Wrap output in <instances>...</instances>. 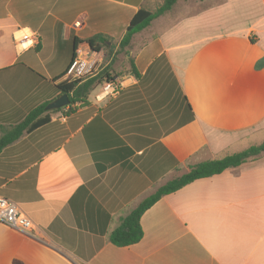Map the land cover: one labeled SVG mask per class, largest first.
<instances>
[{
  "label": "crops",
  "instance_id": "obj_1",
  "mask_svg": "<svg viewBox=\"0 0 264 264\" xmlns=\"http://www.w3.org/2000/svg\"><path fill=\"white\" fill-rule=\"evenodd\" d=\"M162 2L0 0V137L73 81L75 41L81 81L115 75L0 150V196L34 225L0 223V264H264V152L161 197L137 243L109 240L191 165L264 141V0H177L121 49L133 15Z\"/></svg>",
  "mask_w": 264,
  "mask_h": 264
},
{
  "label": "trees",
  "instance_id": "obj_2",
  "mask_svg": "<svg viewBox=\"0 0 264 264\" xmlns=\"http://www.w3.org/2000/svg\"><path fill=\"white\" fill-rule=\"evenodd\" d=\"M177 0H163L155 10L139 9L129 21L125 33L119 42L122 49L128 46L132 36L150 25L151 21L167 11H169ZM108 39L106 35L96 34L86 39V43L92 51L98 52L101 48L107 46ZM77 42L74 43V50ZM74 56V55H73ZM130 71L136 78L139 77L138 72L132 61H130ZM63 77L61 75L58 78ZM115 78L114 74H110L108 69L101 71L98 75L88 78L84 81L76 79L73 81L63 80L56 85L59 94H67L69 96L68 109L74 112L76 104L86 103V98L92 87L103 81H110ZM48 103H42L33 108L25 118L14 125L9 131L0 137V150L6 145L17 139L24 132L35 130L50 121L49 113L60 111L61 108L47 111L45 106ZM65 108V106H64ZM264 152V141L257 145H252L240 152L224 156L220 159L206 160L189 167V170L177 177H174L164 184L157 187L153 192L145 196L139 203L120 221L119 225L110 233V242L118 247L129 246L137 243L143 236L140 225V217L145 210L152 206L157 200L164 195L175 192L192 181L218 174L227 168H235L243 164L250 158ZM12 264H24L18 259H13Z\"/></svg>",
  "mask_w": 264,
  "mask_h": 264
},
{
  "label": "built area",
  "instance_id": "obj_3",
  "mask_svg": "<svg viewBox=\"0 0 264 264\" xmlns=\"http://www.w3.org/2000/svg\"><path fill=\"white\" fill-rule=\"evenodd\" d=\"M85 54L83 48L78 46L67 70V76L76 80L87 74L85 63L81 58ZM0 223L15 230L30 232L34 225L32 221L20 210L16 203L0 196Z\"/></svg>",
  "mask_w": 264,
  "mask_h": 264
},
{
  "label": "water",
  "instance_id": "obj_4",
  "mask_svg": "<svg viewBox=\"0 0 264 264\" xmlns=\"http://www.w3.org/2000/svg\"><path fill=\"white\" fill-rule=\"evenodd\" d=\"M69 102H70L69 96L67 94H61V95L57 96L54 100L49 102L45 106V109L47 111H51L54 109L62 108L64 106L69 105Z\"/></svg>",
  "mask_w": 264,
  "mask_h": 264
},
{
  "label": "rangeland",
  "instance_id": "obj_5",
  "mask_svg": "<svg viewBox=\"0 0 264 264\" xmlns=\"http://www.w3.org/2000/svg\"><path fill=\"white\" fill-rule=\"evenodd\" d=\"M97 92H98V89H95V92L92 94V96H93L94 94H96ZM69 110H70V109H68V107H66V106H65V108H64V107L61 108L62 114H64V115H68V114L73 113V112H70ZM74 111H75V110H74Z\"/></svg>",
  "mask_w": 264,
  "mask_h": 264
}]
</instances>
